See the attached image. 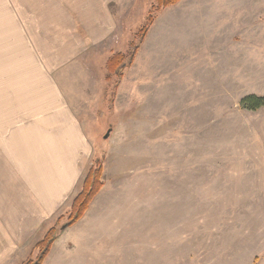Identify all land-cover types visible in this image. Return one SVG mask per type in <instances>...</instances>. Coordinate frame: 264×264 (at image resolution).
Here are the masks:
<instances>
[{"label":"rangeland","instance_id":"374dc122","mask_svg":"<svg viewBox=\"0 0 264 264\" xmlns=\"http://www.w3.org/2000/svg\"><path fill=\"white\" fill-rule=\"evenodd\" d=\"M122 1L116 38L78 58L90 72L87 107L74 109L92 143L89 165L98 158L112 187L105 208L115 223L134 224L133 264H264V107L240 105L264 95V0H179L142 41L153 0ZM134 50L128 67L110 73L111 57ZM208 50L231 68L219 122L206 118L201 95L186 105L184 69Z\"/></svg>","mask_w":264,"mask_h":264},{"label":"crops","instance_id":"0c3cea01","mask_svg":"<svg viewBox=\"0 0 264 264\" xmlns=\"http://www.w3.org/2000/svg\"><path fill=\"white\" fill-rule=\"evenodd\" d=\"M123 3L0 0V264L27 255L78 190L93 149L74 109L87 107L81 95L90 72L78 58L112 41ZM214 55L190 54L182 78L189 77L186 105H198L201 95L205 113L213 114L206 118L219 122L230 106L231 68L216 65ZM102 188L42 264H133L134 224L115 223L117 215L105 208L112 187Z\"/></svg>","mask_w":264,"mask_h":264},{"label":"trees","instance_id":"16d2710c","mask_svg":"<svg viewBox=\"0 0 264 264\" xmlns=\"http://www.w3.org/2000/svg\"><path fill=\"white\" fill-rule=\"evenodd\" d=\"M179 0H153L148 13L147 23L140 29L139 39L143 40L153 21L162 12L163 9L176 4ZM136 50V48H135ZM135 50L128 57L121 54H115L110 58L108 70L110 73H119L122 68L128 67L134 60ZM243 109L256 111L264 107V95L249 94L240 100ZM103 169L101 161L98 158L92 159V162L85 170L84 176L78 185L76 194L72 197L70 204L62 209L55 219V222L44 230L42 235L32 245L29 256L21 264H42L48 254L53 242L58 238L61 231L71 226L79 220L88 209L94 197L99 193L104 185ZM65 218L64 229L58 227L60 220Z\"/></svg>","mask_w":264,"mask_h":264},{"label":"water","instance_id":"95a60500","mask_svg":"<svg viewBox=\"0 0 264 264\" xmlns=\"http://www.w3.org/2000/svg\"><path fill=\"white\" fill-rule=\"evenodd\" d=\"M108 133H109V130H108L107 133L105 134L104 138H107ZM64 228H65V225L63 224V225L61 226V229H64Z\"/></svg>","mask_w":264,"mask_h":264}]
</instances>
